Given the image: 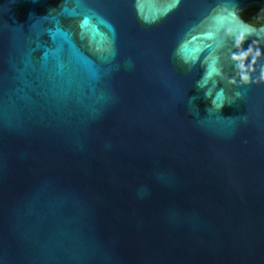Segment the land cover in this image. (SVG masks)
Here are the masks:
<instances>
[{"label": "water", "instance_id": "1", "mask_svg": "<svg viewBox=\"0 0 264 264\" xmlns=\"http://www.w3.org/2000/svg\"><path fill=\"white\" fill-rule=\"evenodd\" d=\"M264 0H0V264H264Z\"/></svg>", "mask_w": 264, "mask_h": 264}, {"label": "trees", "instance_id": "2", "mask_svg": "<svg viewBox=\"0 0 264 264\" xmlns=\"http://www.w3.org/2000/svg\"><path fill=\"white\" fill-rule=\"evenodd\" d=\"M243 17L250 24L255 26L264 25V13H261L259 9L252 8L243 14Z\"/></svg>", "mask_w": 264, "mask_h": 264}]
</instances>
